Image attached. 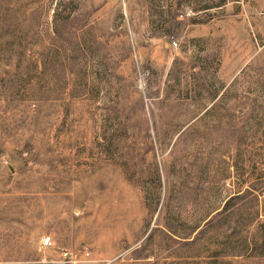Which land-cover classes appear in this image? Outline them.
Returning a JSON list of instances; mask_svg holds the SVG:
<instances>
[{
	"label": "rangeland",
	"instance_id": "374dc122",
	"mask_svg": "<svg viewBox=\"0 0 264 264\" xmlns=\"http://www.w3.org/2000/svg\"><path fill=\"white\" fill-rule=\"evenodd\" d=\"M1 31L0 264H264V0H0Z\"/></svg>",
	"mask_w": 264,
	"mask_h": 264
},
{
	"label": "trees",
	"instance_id": "16d2710c",
	"mask_svg": "<svg viewBox=\"0 0 264 264\" xmlns=\"http://www.w3.org/2000/svg\"><path fill=\"white\" fill-rule=\"evenodd\" d=\"M2 31L0 32V64L7 65L14 56L15 38L11 34L9 38H3Z\"/></svg>",
	"mask_w": 264,
	"mask_h": 264
},
{
	"label": "built area",
	"instance_id": "2783aa9c",
	"mask_svg": "<svg viewBox=\"0 0 264 264\" xmlns=\"http://www.w3.org/2000/svg\"><path fill=\"white\" fill-rule=\"evenodd\" d=\"M43 244H47V245H50L51 244V242H50V240H49V237H45V239H44V241H43Z\"/></svg>",
	"mask_w": 264,
	"mask_h": 264
}]
</instances>
